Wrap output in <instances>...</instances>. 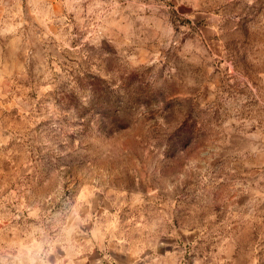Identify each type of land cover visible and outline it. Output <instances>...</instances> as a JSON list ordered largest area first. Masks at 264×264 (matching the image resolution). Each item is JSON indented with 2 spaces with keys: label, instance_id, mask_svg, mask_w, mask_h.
I'll use <instances>...</instances> for the list:
<instances>
[{
  "label": "rangeland",
  "instance_id": "obj_1",
  "mask_svg": "<svg viewBox=\"0 0 264 264\" xmlns=\"http://www.w3.org/2000/svg\"><path fill=\"white\" fill-rule=\"evenodd\" d=\"M8 4L0 264H264V0Z\"/></svg>",
  "mask_w": 264,
  "mask_h": 264
},
{
  "label": "crops",
  "instance_id": "obj_2",
  "mask_svg": "<svg viewBox=\"0 0 264 264\" xmlns=\"http://www.w3.org/2000/svg\"><path fill=\"white\" fill-rule=\"evenodd\" d=\"M11 0H0V12L2 11V8L8 6L9 2ZM7 2V3H6ZM6 3V5H5ZM261 147L258 149L257 155L260 157L259 163L261 165H264V132H263V137L260 142ZM259 145V146H260ZM74 248H81L80 246H76ZM28 249V248H26ZM100 254L98 251H92L90 254L88 253H81L78 256L71 257V256H64L62 259V262L60 264H102V262L99 260ZM28 261L27 263L30 264L29 262L31 261L30 258H26ZM59 264V263H58ZM135 264H148L146 261L145 262H135Z\"/></svg>",
  "mask_w": 264,
  "mask_h": 264
}]
</instances>
